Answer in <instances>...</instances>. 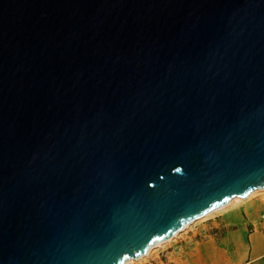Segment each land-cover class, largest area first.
I'll return each instance as SVG.
<instances>
[{"label":"water","instance_id":"water-1","mask_svg":"<svg viewBox=\"0 0 264 264\" xmlns=\"http://www.w3.org/2000/svg\"><path fill=\"white\" fill-rule=\"evenodd\" d=\"M264 187V0H0V264H124Z\"/></svg>","mask_w":264,"mask_h":264},{"label":"crops","instance_id":"crops-1","mask_svg":"<svg viewBox=\"0 0 264 264\" xmlns=\"http://www.w3.org/2000/svg\"><path fill=\"white\" fill-rule=\"evenodd\" d=\"M263 256L264 246L259 236L248 234L232 222L216 237L179 238L148 264H256Z\"/></svg>","mask_w":264,"mask_h":264},{"label":"rangeland","instance_id":"rangeland-1","mask_svg":"<svg viewBox=\"0 0 264 264\" xmlns=\"http://www.w3.org/2000/svg\"><path fill=\"white\" fill-rule=\"evenodd\" d=\"M231 208H237L233 211ZM234 218V221H232ZM236 222L248 234L258 235L264 246V188L252 191L245 199L233 200L223 209L212 212L210 215L196 220L184 230L180 231L168 242H164L150 251L147 256L129 264H148L158 252L175 243L179 238L195 239L216 237L222 235L228 224ZM191 234L190 237H185ZM256 264H264V256Z\"/></svg>","mask_w":264,"mask_h":264},{"label":"bare ground","instance_id":"bare-ground-1","mask_svg":"<svg viewBox=\"0 0 264 264\" xmlns=\"http://www.w3.org/2000/svg\"><path fill=\"white\" fill-rule=\"evenodd\" d=\"M263 188H264V187H263ZM263 188H261V189H263ZM261 189H260V190H261ZM256 190H258V189H256ZM253 191H254V190H253ZM251 192H252V191H251ZM251 192H250V193H251ZM250 193H249V194H250ZM249 194H248L247 196H245V197H233V198H231V199H230L228 202H226L224 205L219 206V207H217V208H215V209H213V210L207 212L206 214H204V215H202V216H200V217H198V218L192 220L191 222H189L188 224H186L183 228H181L180 230H178L175 234H173L170 238H168V239H166V240H164V241H162V242H158V243H155V244L151 245V246L148 248L146 254L141 255V256L137 257L136 259H129V260H127L124 264H129V263H131V262H133V261H137V260H139L140 258H142V257H144V256H147V255L150 253V251L152 250V248H154V247H156V246H158V245H160V244H162V243H164V242H168V241L171 240L173 237H175L180 231L184 230L186 227H188L190 224H192V223L195 222L196 220L202 219V218H204V217L210 215L212 212H215V211H217V210H220V209L225 208V207L228 206L231 202H233V200L245 199V198H247V197L249 196Z\"/></svg>","mask_w":264,"mask_h":264}]
</instances>
